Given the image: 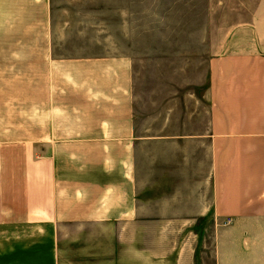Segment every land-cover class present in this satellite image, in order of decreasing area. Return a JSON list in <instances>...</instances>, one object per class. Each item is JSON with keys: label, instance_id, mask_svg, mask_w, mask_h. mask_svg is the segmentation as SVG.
Masks as SVG:
<instances>
[{"label": "crops", "instance_id": "crops-1", "mask_svg": "<svg viewBox=\"0 0 264 264\" xmlns=\"http://www.w3.org/2000/svg\"><path fill=\"white\" fill-rule=\"evenodd\" d=\"M75 1L0 0V264H264V0H206V78L148 107Z\"/></svg>", "mask_w": 264, "mask_h": 264}, {"label": "rangeland", "instance_id": "rangeland-1", "mask_svg": "<svg viewBox=\"0 0 264 264\" xmlns=\"http://www.w3.org/2000/svg\"><path fill=\"white\" fill-rule=\"evenodd\" d=\"M205 3L206 0L75 1L66 17L73 30L67 38L74 44L83 42L87 54L101 52L100 43L109 35L115 38L121 50L136 58L141 105H165L166 100L185 98L193 91L192 82L206 78V57L191 55L188 40L191 34L204 31ZM124 22L129 29L120 28ZM75 29H84L83 41Z\"/></svg>", "mask_w": 264, "mask_h": 264}]
</instances>
